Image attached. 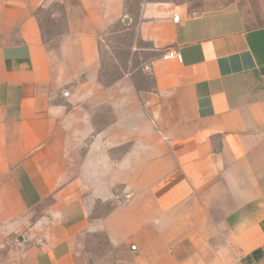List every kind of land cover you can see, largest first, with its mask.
I'll use <instances>...</instances> for the list:
<instances>
[{
  "label": "crops",
  "instance_id": "1",
  "mask_svg": "<svg viewBox=\"0 0 264 264\" xmlns=\"http://www.w3.org/2000/svg\"><path fill=\"white\" fill-rule=\"evenodd\" d=\"M55 1L0 0V230L20 249L0 264H75L72 241L89 206L72 170L91 136L96 177L110 186L128 177L114 158L127 141L136 139L135 160L148 172L157 161L156 174L140 172L152 180L141 186V209L155 210L146 218L154 231L173 217L176 244L171 254L144 244L142 228L145 264H264V0H223L195 14L166 2L142 7V40L180 57L153 69L167 152L155 135L142 139L127 78L102 90L88 76L66 91L95 69L96 36L125 17L126 0L70 3L82 14L64 46L78 53L70 77L42 37L38 12ZM99 112L108 119L95 126ZM210 224L229 225L224 246L208 236Z\"/></svg>",
  "mask_w": 264,
  "mask_h": 264
},
{
  "label": "rangeland",
  "instance_id": "2",
  "mask_svg": "<svg viewBox=\"0 0 264 264\" xmlns=\"http://www.w3.org/2000/svg\"><path fill=\"white\" fill-rule=\"evenodd\" d=\"M150 2L185 5L192 14L224 5L223 0H126L125 17L111 24L104 32L96 36L98 51L96 52L95 69L79 76L80 82L70 83L66 91L72 90L83 81L88 82V76H95L96 87L102 90L127 78L126 84L133 89L135 94L134 99H131L132 106L136 102L137 110L141 111L143 117V120L139 121L143 128L140 131L143 135L142 139H146V136L151 139V136L155 135L156 138L164 141L167 152L169 151L168 141L163 136L164 131L157 128L152 103L156 92L154 63L161 58L164 60L169 58H166L167 55L162 57V53L156 50L151 43L142 40L139 33L141 9ZM70 3L74 5L75 0H64V2L57 0L38 12L43 41L52 53L54 62L61 63L65 77L74 74L76 66L72 59L78 57V53L76 50H66L64 46L76 36L72 31V26L82 20L81 11L73 8ZM57 99H60L59 96ZM107 117L106 112L96 113L95 126L96 119L105 125ZM94 138L92 136L87 138L83 149L79 148L85 160L76 162L72 170L80 186L79 190H85L79 195L86 200L89 206V214L78 227L72 241L75 264H145V259L142 258V255L146 254L145 248L142 247V239L139 236L142 228H148L145 229L144 244L149 242L148 244L153 247H156L157 243L159 246L164 245L166 253L171 254L176 244V242L169 241L173 234V217L166 219L162 233L154 231V228H157L156 225L152 227L146 224V218L156 216L151 215V212L155 210L141 209V186L148 185L152 180L149 175L144 179L140 176V172L144 171L147 174L148 170L146 163L135 160L138 154L136 139L116 147L114 157L116 171L128 172V177L117 178L116 185L110 186L108 184L110 179L96 177V154L91 152L90 145ZM128 156L131 158L129 159ZM153 162L157 161L150 157L148 173H155L152 169ZM135 171H137L136 176ZM126 190L129 192H125ZM159 228H162V225L158 226ZM229 228V225L210 224L207 227V234L216 242V245L224 246ZM158 235L164 239L163 244H161L162 241L157 242ZM19 252L16 241L5 237L0 230V262H8Z\"/></svg>",
  "mask_w": 264,
  "mask_h": 264
},
{
  "label": "built area",
  "instance_id": "3",
  "mask_svg": "<svg viewBox=\"0 0 264 264\" xmlns=\"http://www.w3.org/2000/svg\"><path fill=\"white\" fill-rule=\"evenodd\" d=\"M174 22H176V23L179 22V16L178 15L174 16ZM166 57L170 58V59L180 60L179 55L177 53H173V52L168 53V55Z\"/></svg>",
  "mask_w": 264,
  "mask_h": 264
}]
</instances>
